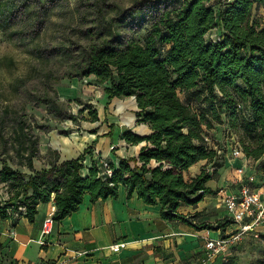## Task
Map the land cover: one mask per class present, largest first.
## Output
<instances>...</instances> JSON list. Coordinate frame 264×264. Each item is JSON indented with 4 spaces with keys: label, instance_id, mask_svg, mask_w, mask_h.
<instances>
[{
    "label": "trees",
    "instance_id": "1",
    "mask_svg": "<svg viewBox=\"0 0 264 264\" xmlns=\"http://www.w3.org/2000/svg\"><path fill=\"white\" fill-rule=\"evenodd\" d=\"M0 28L37 55L35 72L45 74L48 84L93 77L105 85L108 105L133 98L137 124L151 130L146 137L123 134L128 146L141 150L117 167L112 163L113 176L105 179L91 148L64 162L49 152L47 166L36 169L38 141L22 126L14 147L28 170L2 162V220L34 222L39 206L53 202L60 223L86 195L92 203L117 199L123 186L129 199L160 206L165 221L214 229L222 237L227 227H237L229 216L215 227L197 225L190 220L197 215L181 210L220 192L207 186L213 179L207 169L225 165L234 147L258 163L264 177V0H0ZM39 100L50 114L75 120L54 100ZM89 106L90 122H99ZM221 127L225 135L216 141ZM201 162L206 165L189 176Z\"/></svg>",
    "mask_w": 264,
    "mask_h": 264
},
{
    "label": "crops",
    "instance_id": "2",
    "mask_svg": "<svg viewBox=\"0 0 264 264\" xmlns=\"http://www.w3.org/2000/svg\"><path fill=\"white\" fill-rule=\"evenodd\" d=\"M218 32L214 31L215 34ZM132 107L135 113L127 117V128H118L119 140L117 145L112 144L111 153L116 156L111 154L109 160L116 167L122 159L136 157L142 147L126 145L122 139L125 132L132 131L142 137L151 133L148 127L136 123L138 108L135 101ZM108 133L109 131L104 135ZM90 138L92 137L88 134L82 137L79 134L62 137L52 131L48 134V145L40 150L44 154L52 148L61 154L60 162H63L65 155L67 160H72L84 153V140ZM95 138L97 137L94 136L93 139ZM116 146L120 147L117 149ZM91 149L93 155H102L99 145ZM92 154L86 155L84 176L88 175L92 165ZM205 165L206 162H201L190 172H194V176ZM224 166L219 170V176L214 179L216 186H211L213 190L227 188L231 192L235 191L236 188H231V184L237 169L243 167L246 181L254 191L264 196V177L258 170V163L226 158ZM35 167L38 169L37 165ZM216 197L220 198V205L218 203L215 211L218 213L217 220H222L228 214L221 204V194L218 193ZM189 209L191 213L198 211L192 207H188ZM55 210L53 202L40 205L34 222L20 217L14 224L12 220L4 221L0 218V264H201L205 239L222 237L221 231H198L179 221L163 220L160 206H148L137 196L129 199L123 186L119 187L117 199L92 203L91 197L86 195L76 213L60 223L55 222L53 233L43 237L44 221ZM232 228H226L225 236L233 233L237 227ZM257 230L262 236L261 240L248 237L237 248L236 255L238 258L249 257L252 261L264 264V224ZM122 243L127 246L119 252L111 250V246ZM209 264L223 263L219 259Z\"/></svg>",
    "mask_w": 264,
    "mask_h": 264
},
{
    "label": "rangeland",
    "instance_id": "3",
    "mask_svg": "<svg viewBox=\"0 0 264 264\" xmlns=\"http://www.w3.org/2000/svg\"><path fill=\"white\" fill-rule=\"evenodd\" d=\"M68 1L71 5H76L79 0ZM137 37L141 38L142 35ZM39 63L40 60L37 55L29 54L26 47L20 44L18 36H9L8 32L0 28V168L2 167V162H6L15 170L27 172L25 161L17 154L14 147L19 134L23 133L21 130L22 126L25 129V133H29L38 141L39 153L34 161L38 169L46 167L51 158L49 152L56 151L49 148L47 153L43 152L44 154H42L40 150L44 148V145L45 147L48 145V134L52 131L62 137H72L77 134L81 137L87 134L92 137L90 140H84L86 148L80 156L84 155L88 148L99 145L102 155L96 153V155L94 154L95 156L103 159L112 157V144L117 145L119 140L118 128L123 127L125 130L127 128L125 126L127 117L131 113H135L132 107L134 99H114L108 105L105 85L97 84L93 77L84 79L64 78L59 83L48 84L45 74L35 72L37 68H40ZM40 98L54 100L64 109L66 115L73 116L75 120L58 118L50 114L48 107L40 102ZM89 105L93 107L92 109L98 111L99 122H90ZM141 126L148 127L144 124H141ZM93 131L97 132L93 133ZM108 131L109 133L112 131V137L104 135ZM219 131L218 135L214 134L216 141L225 135L223 127ZM94 136L97 138L93 139ZM101 138L102 142H100ZM120 146L123 145L121 144ZM120 146H116L117 149ZM113 156L116 155L113 154ZM60 158H62L61 154ZM66 158L65 155L63 162L68 161ZM220 165L217 170L212 166L208 167L207 170L213 173V179L208 182V187L216 186L214 179L219 176V170L225 167L223 164ZM201 169L202 167L197 171ZM193 174L194 172L189 174V176ZM2 192L4 193L5 191L0 185V198L2 197ZM206 199L194 208L198 209V211L191 213L190 209L188 210V207H186L187 209L183 208L181 212L184 214L188 213L187 215L190 217L197 215L194 218H190L197 225L215 227L219 221L217 220L218 213L215 211L218 209L217 205L220 202V198L216 197V195H208ZM245 241L243 240L231 250L229 264H263L252 261V258L249 257H237V248Z\"/></svg>",
    "mask_w": 264,
    "mask_h": 264
},
{
    "label": "built area",
    "instance_id": "4",
    "mask_svg": "<svg viewBox=\"0 0 264 264\" xmlns=\"http://www.w3.org/2000/svg\"><path fill=\"white\" fill-rule=\"evenodd\" d=\"M210 39L217 41L219 37L218 35H212ZM225 157L234 160L242 159L249 161L239 147H234ZM95 160L98 161L102 170V176L105 179L112 178L114 173L111 165L112 162L109 159H103L97 156H95ZM231 188H236V190L231 192L227 188H222L219 193L221 194L222 206L226 209L228 216L237 225L236 232L233 231V233L219 238L207 237L205 239V251L201 259V264H209L219 259L223 264H229L230 253L234 247L248 237L260 239V232L257 229L264 224V196L262 193L254 191L246 181L245 168L243 167L237 169ZM1 194L2 198L5 197L3 200H6L7 196L5 193L2 192ZM20 212L24 213L25 208H20ZM19 213L16 214V217H19ZM54 213L49 214L44 221L42 229L43 237L50 236L53 233L55 225ZM126 246V243H122L113 245L110 248L113 252L117 253Z\"/></svg>",
    "mask_w": 264,
    "mask_h": 264
}]
</instances>
